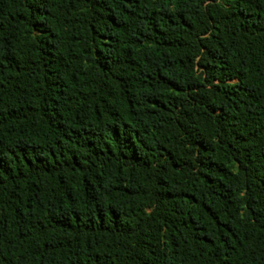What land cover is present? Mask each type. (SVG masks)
Instances as JSON below:
<instances>
[{"label": "trees", "instance_id": "16d2710c", "mask_svg": "<svg viewBox=\"0 0 264 264\" xmlns=\"http://www.w3.org/2000/svg\"><path fill=\"white\" fill-rule=\"evenodd\" d=\"M0 264H264V0H0Z\"/></svg>", "mask_w": 264, "mask_h": 264}]
</instances>
